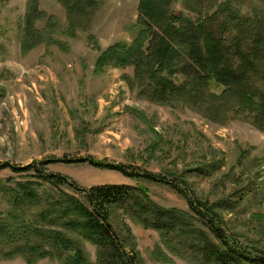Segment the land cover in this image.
<instances>
[{
	"label": "rangeland",
	"instance_id": "1",
	"mask_svg": "<svg viewBox=\"0 0 264 264\" xmlns=\"http://www.w3.org/2000/svg\"><path fill=\"white\" fill-rule=\"evenodd\" d=\"M27 2L0 0V164L62 159L48 165L49 171L83 187L138 186L158 206L190 212L185 198L167 184L134 180L79 160L124 165L178 184L184 180L208 205L236 201L231 210H215L240 245L264 250V130L237 114L232 101L215 117L191 105L151 101L140 92L142 83L131 81L134 66L95 71L102 50L134 39L140 0H96L97 7L85 16L69 17L62 0H39L40 10L60 27L53 40L46 36L25 53L21 29ZM234 2L242 14L251 15L252 0ZM169 9L197 18L186 0H172ZM36 26L44 28L45 21ZM26 174L0 169L1 218L9 208L3 184L13 187L28 179ZM110 221L127 239V249L137 253L138 264H195L172 252L157 229L124 206L111 207ZM83 248L96 263V247L84 242ZM55 263L45 258L33 264ZM0 264L27 263L15 255Z\"/></svg>",
	"mask_w": 264,
	"mask_h": 264
},
{
	"label": "trees",
	"instance_id": "2",
	"mask_svg": "<svg viewBox=\"0 0 264 264\" xmlns=\"http://www.w3.org/2000/svg\"><path fill=\"white\" fill-rule=\"evenodd\" d=\"M62 1L68 17L85 16L97 7L96 0ZM171 1L140 0L134 39L102 50L95 71L134 66L131 81L142 83L140 92L151 101L191 105L212 117L222 115L219 108L232 101L237 114L264 130V0H252L251 15L242 14L235 0H186L196 19L170 11ZM37 21H45L44 28H38ZM58 24L40 10L39 0H28L21 29L23 52L42 44L46 36L53 40ZM178 74L181 80L175 78ZM62 161L0 164V169L30 173L13 187L3 184L9 208L0 217V259L19 255L27 264L45 258L55 264H138L137 253L127 249V239L110 221L111 207L122 205L142 224L157 229L172 252L195 264H264V250L240 245L215 210H231L236 201L221 199L208 205L184 180L178 184L124 165L79 160L134 180L167 184L185 198L190 212L165 209L144 196L142 187H83L49 171L48 165ZM84 242L96 247V263Z\"/></svg>",
	"mask_w": 264,
	"mask_h": 264
}]
</instances>
